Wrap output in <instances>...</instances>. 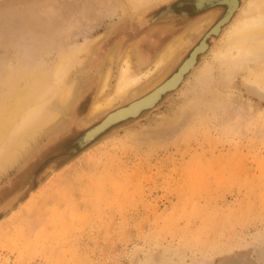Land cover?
I'll return each instance as SVG.
<instances>
[{
    "label": "rangeland",
    "instance_id": "1",
    "mask_svg": "<svg viewBox=\"0 0 264 264\" xmlns=\"http://www.w3.org/2000/svg\"><path fill=\"white\" fill-rule=\"evenodd\" d=\"M144 7L137 13L127 0H0V65L48 61L87 42L95 51L94 65L67 76V84L79 85L69 112L61 109L31 151L0 171V264H264V101L248 93V71L229 79L214 63L200 76L224 35L155 108L71 152L110 112L87 117L108 67L113 93L131 44L139 43L136 70L141 62L146 71L172 39L193 29L181 53L138 86L137 99L200 42L202 21L212 17L211 25L222 15L192 13L168 31L152 22L165 2ZM145 35L154 37L143 45ZM248 66L264 71V62Z\"/></svg>",
    "mask_w": 264,
    "mask_h": 264
},
{
    "label": "bare ground",
    "instance_id": "2",
    "mask_svg": "<svg viewBox=\"0 0 264 264\" xmlns=\"http://www.w3.org/2000/svg\"><path fill=\"white\" fill-rule=\"evenodd\" d=\"M127 1L130 3L131 9L139 13V11H143L146 8H142L143 5H148L157 0ZM158 1H163L165 5H168L167 8L163 9L162 20L158 22L160 23L159 26H162L165 30L173 27L180 17L186 18L189 14L202 11L201 9L219 8L218 11H222L223 14L218 21H215L211 25L212 17H209L210 20L202 21V28H207L205 30L207 33L200 42L189 50V53L182 58L179 64L175 65L173 71H171L172 68L165 71L157 83L154 86L152 85L153 88L147 90L142 97L137 99L133 97L140 91L138 86L144 79L149 78L161 67L168 65L177 54L181 53L182 47L179 44L182 41V44H184L186 39H190L193 29L189 28L188 31H185L184 39H181L179 36L172 39L162 50L153 67L146 71H143V64L141 62L136 64L139 67L136 70V66L132 60V51L137 56H141L138 51L139 43L131 44L127 55L122 60L113 93L107 94L112 71L111 67H108L101 82L99 93L93 101L89 116H87L91 118L111 109L106 115L107 118H104L106 119L105 122L98 127L96 125L85 131L83 136L77 140L76 149H79L81 146L83 147L88 140L95 139L99 133H102L109 126L120 121H128V118L138 117L143 111L153 108L165 92L178 90L187 76L195 70L199 56L206 53L210 48L211 41L216 42V38L221 35H224V44H218L219 46L213 50L212 63L208 61L204 63V66L200 70V76L207 78L211 73L214 63L219 65L218 67L229 79L239 71H248V77L244 79L248 93L258 97L260 102L264 101V82L262 77L264 71H258L259 69L254 70L248 66L249 63L258 65L264 62V0H248L244 6H241V0ZM208 5L210 6L208 7ZM120 7L122 6L117 7V9H121ZM175 7L178 8V12ZM113 12L115 13L116 11ZM150 36L152 37V35ZM84 53H86V58L82 57ZM94 54L93 43L87 42L83 47L75 46L73 48L61 49L53 59L48 61L40 57V61L22 65L14 59H8L0 65V171L6 170L10 165L12 166L22 153H29L31 151L27 149L31 144L30 142L41 131H48V126L58 119L61 109L63 110L64 108L66 112H69L71 98L76 94V89L79 85H77L76 81L67 84V76L71 69L75 67L83 65L91 67L94 65L90 60L92 56H95ZM108 60L110 61L109 64L113 63L114 65L115 61L112 55H110ZM96 66L93 68H96ZM99 70L101 71V69ZM88 82L89 78L88 81L86 79L84 84L86 85ZM125 98L129 101L127 105L112 109L113 105ZM236 128L238 131V127ZM66 130L65 124L57 129V132ZM87 132L89 133L87 134ZM51 212L53 211L51 210ZM31 223L35 224L36 222Z\"/></svg>",
    "mask_w": 264,
    "mask_h": 264
},
{
    "label": "water",
    "instance_id": "3",
    "mask_svg": "<svg viewBox=\"0 0 264 264\" xmlns=\"http://www.w3.org/2000/svg\"><path fill=\"white\" fill-rule=\"evenodd\" d=\"M167 6H168V5H166V8H167ZM209 6H210V5H208V7H209ZM203 8L205 9V7H203ZM201 10H202V11H205L206 9H205V10L201 9ZM163 11H164V10H162V11L159 13V15H157L155 18H153V19H152V22L155 23V22H159V21H161V20H162V14H163ZM202 11H200V12H202ZM200 12H198V13H200ZM172 91H175V90H170V91H168V92H165V94H163V96L166 95V94L169 93V92H172ZM162 98H163V97H162ZM162 98H160V100H161ZM160 100L158 101V103L160 102ZM158 103H157V104H158ZM157 104H156V105H157ZM155 107H156V106H154L153 108H155ZM153 108H150V109H147V110H151V109H153ZM147 110H145V111H147ZM145 111H143V112H145ZM143 112H142V113H143ZM142 113H141V114H142ZM141 114H140V115H141ZM140 115H139V116H140ZM139 116H138V117H139ZM138 117L128 118V120H130V119H131V120H132V119H136V118H138ZM105 118H107V117H105ZM105 120H106V119H102L101 122H99V123L97 124V127H98L99 125L103 124V123L105 122ZM124 122H126V121H124ZM120 123H123V122L120 121V122H118V123H116V124H113V125L109 126V127H108L106 130H104L102 133H99L98 136H97L95 139H93V140H91V141L88 140V141H87L88 143L86 142V144H85L83 147L81 146V147H79V148H80V149L85 148L86 146H88L89 144H91L93 141H95L98 137H100L102 134H104V133L107 132L109 129H111L112 127H114V126H116V125H118V124H120ZM97 127H96V128H97ZM88 133H89V132H87V134H88ZM84 138H85V137H84ZM89 141H90V142H89ZM79 144H80V142H79ZM77 151H78V149H75V150L72 149V150H71V152H77Z\"/></svg>",
    "mask_w": 264,
    "mask_h": 264
},
{
    "label": "crops",
    "instance_id": "4",
    "mask_svg": "<svg viewBox=\"0 0 264 264\" xmlns=\"http://www.w3.org/2000/svg\"><path fill=\"white\" fill-rule=\"evenodd\" d=\"M157 32H158V31H157ZM157 32H156V33H153V35L155 34V35H157V36L159 37V33H157ZM153 35H152V36H153ZM132 37H133V36H132ZM153 37H154V36H153ZM153 37H151V36H148V37H147V35H145V39L143 40V43H142V44L145 45L146 42H147V44H148V41L151 40ZM131 39H132V38H131ZM160 40H161V37L158 38V40H157V38H154V44H158V45H159V44L161 43ZM143 45H141V46H143ZM142 49H144V47H141V50H142ZM146 53H147V52H146ZM148 53H150V52H148ZM147 55H148V54H147Z\"/></svg>",
    "mask_w": 264,
    "mask_h": 264
},
{
    "label": "flooded vegetation",
    "instance_id": "5",
    "mask_svg": "<svg viewBox=\"0 0 264 264\" xmlns=\"http://www.w3.org/2000/svg\"><path fill=\"white\" fill-rule=\"evenodd\" d=\"M175 8H177V7H175ZM211 9H213V10L215 9V11H218L219 8H211ZM176 10H177V9H176ZM178 11H179V10H177V12H178ZM203 12H204V11H202V12H200V13H203ZM218 12H219V11H218ZM221 12H222V11H221ZM222 14H223V13H222ZM221 16H222V15H221ZM187 17H188L189 19H192L191 14H189V16H187ZM181 19H182V20H181ZM184 19H186V18H182V17H181V18L177 19V22H176V23H178V24H181V23H182V24H183V22L186 21V20L184 21ZM166 30H168V29H166ZM169 30H170V28H169ZM169 30H168V31H169ZM159 32H162V31H159ZM165 32H166V31H165ZM147 56L149 57V55H147Z\"/></svg>",
    "mask_w": 264,
    "mask_h": 264
}]
</instances>
